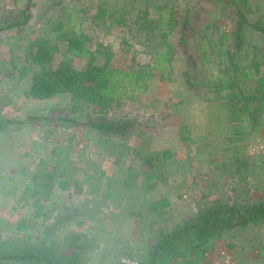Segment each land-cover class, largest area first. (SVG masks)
I'll list each match as a JSON object with an SVG mask.
<instances>
[{"label": "rangeland", "instance_id": "obj_1", "mask_svg": "<svg viewBox=\"0 0 264 264\" xmlns=\"http://www.w3.org/2000/svg\"><path fill=\"white\" fill-rule=\"evenodd\" d=\"M101 2L107 8L120 5L127 23L98 16ZM27 5L31 15L25 24L0 31V104L12 121L0 133L1 238L35 243L44 238L68 252L65 239L77 234L91 246L90 264H139L147 260L145 255L123 250L115 236L143 238L149 250L153 236L192 221L209 205L264 198V126L244 118V132L234 134L227 99H213L202 84L215 75L218 64L201 63L200 44L234 29L236 10L229 0H0V21L7 23ZM144 8L152 19L174 11L178 24L167 37L176 48L174 73L159 80L155 72L147 90L134 99L103 109L67 92L37 99L29 94L30 75L18 82L10 79L22 65L31 66L33 41L45 35L51 21L69 13L75 29L89 36L92 50L104 47L111 53L112 65L127 69L149 64L163 38L157 29L140 30L136 24ZM184 17L182 46L177 38ZM57 45L56 62L64 43ZM188 53L199 83L196 90L188 88L183 76ZM243 88L251 92L252 82ZM103 115L135 124L126 136L101 137L87 120ZM181 125L191 139L179 140ZM164 150L172 157L158 161L152 155ZM162 198L170 203L160 217L147 209L128 215L134 202L143 207ZM254 225L225 231L211 257L198 264H264L258 253L264 247V222Z\"/></svg>", "mask_w": 264, "mask_h": 264}, {"label": "trees", "instance_id": "obj_2", "mask_svg": "<svg viewBox=\"0 0 264 264\" xmlns=\"http://www.w3.org/2000/svg\"><path fill=\"white\" fill-rule=\"evenodd\" d=\"M229 2L236 10L234 29L229 34L221 32L216 38L208 40L206 46L200 44L199 58L206 65L216 60L218 66L215 75L208 77L202 84L213 99H227L233 132L238 135L245 130L244 118L248 122L254 121V126H264V3L260 0ZM28 10L29 5L19 10L7 23L0 21V31L25 24L31 15L27 13ZM121 10L118 4L107 8L101 2L98 16H107L110 21L125 25L128 19L121 15ZM247 13L252 17L248 18ZM138 15L135 22L140 30L157 29L158 36L163 38L160 40L161 48L153 52L149 64L127 69L112 65L111 53L104 47L92 50L88 45L89 36L75 29L72 14L69 13L66 17L51 21L45 35L33 41L31 66L22 65L11 73L10 79L18 82L30 75L29 94L37 99H48L67 92L73 99L94 104L100 109L108 108L122 99L132 100L147 90L156 77L155 72L159 80L172 77L176 48L167 37L176 31L178 24L174 11L166 17L161 14L160 19L149 18L147 8ZM186 26L184 17L177 38L178 45H186ZM57 41L64 43V49L56 62L59 53ZM96 55L100 56L101 61L96 60ZM76 60L81 65H77ZM186 61L187 68L183 71L185 83L189 89L196 90L199 83L193 79L190 71L192 56L189 53ZM246 82H252V91L249 93L243 88ZM10 123L12 121L5 117L0 104V133ZM87 124L101 137H123L135 123L132 119L114 120L103 115L88 119ZM186 129L184 125L179 126L180 141L191 139ZM152 155L158 160H166L173 153L164 150ZM152 155L148 157V162ZM168 204L169 201L162 198L154 201L150 207L158 209ZM262 222L264 198L245 203L217 202L205 207L192 221H185L171 230L160 231L149 247L147 260L139 264H173L174 260H178V264H198L213 249L214 243L225 235V231ZM65 244V247L70 248L68 252L59 251L58 245L48 244L44 238L35 243L26 239L8 240L0 237V261H15L18 264H90L91 246L80 241L79 235L67 236ZM258 253L264 257V247H259Z\"/></svg>", "mask_w": 264, "mask_h": 264}, {"label": "crops", "instance_id": "obj_3", "mask_svg": "<svg viewBox=\"0 0 264 264\" xmlns=\"http://www.w3.org/2000/svg\"><path fill=\"white\" fill-rule=\"evenodd\" d=\"M188 124L191 126V123L190 122H188ZM192 136V135H191ZM158 161H160V160H158ZM148 196H150V195H148ZM154 200V198L152 199V200H150V201H153ZM167 200L169 201V203H170V199L169 198H167ZM156 201V200H155ZM153 203V202H152ZM151 202H149L148 204H147V206L145 205V204H143V207H142V204H139V206L137 205V203L136 202H134V204L136 205V207L135 208H133L132 210L130 209L129 210V213H128V215H133V214H137V212L135 211V210H140V211H144V210H149V211H151V212H153V213H155V212H158L159 214H157V215H159V217L161 216V212H163V210H165L168 206H169V204H168V206H166V207H164V208H158V209H152L151 207H150V205L152 204ZM161 220L162 219H160V218H158V222L160 223L161 222ZM250 225H253V226H255L254 224H249L248 226H250ZM159 227H161V225H157V229L159 228ZM136 236H115V240L117 241V242H119V246H123V250L125 249L126 251H131L132 253H133V255H142V254H144L145 256L144 257H146L147 258V248H148V245L146 244V240L145 239H137V238H135ZM156 239V236H153L151 239H150V243L149 244H151L154 240ZM143 241H145V242H143ZM142 243H144L143 245H142ZM139 244H141L140 246H138ZM138 248H141V253H139L138 252ZM142 248L143 249H145L146 251H145V253L143 252L142 253ZM226 248V247H225ZM213 250V249H212ZM211 250V251H212ZM211 257V255H210V251L206 254V256H205V260H206V258H210ZM142 262H145L146 260H141ZM131 263V262H130ZM137 262H132V264H136Z\"/></svg>", "mask_w": 264, "mask_h": 264}]
</instances>
